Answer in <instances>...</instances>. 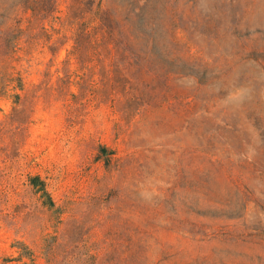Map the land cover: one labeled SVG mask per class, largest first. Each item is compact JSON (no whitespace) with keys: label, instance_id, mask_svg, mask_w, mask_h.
I'll use <instances>...</instances> for the list:
<instances>
[{"label":"rangeland","instance_id":"1","mask_svg":"<svg viewBox=\"0 0 264 264\" xmlns=\"http://www.w3.org/2000/svg\"><path fill=\"white\" fill-rule=\"evenodd\" d=\"M19 23L0 264H264V0H0V65Z\"/></svg>","mask_w":264,"mask_h":264},{"label":"trees","instance_id":"2","mask_svg":"<svg viewBox=\"0 0 264 264\" xmlns=\"http://www.w3.org/2000/svg\"><path fill=\"white\" fill-rule=\"evenodd\" d=\"M98 12V10H97ZM82 20L85 22L84 23V27L80 28V37H84V38H90V41H92L91 43L97 46L102 45L101 43H103V35H104V25H102V22L99 19V22L94 25V26H90L88 22H93L94 18L92 20H89V17L87 18L86 16L84 18H82ZM42 30H47L46 27L44 26V24H42L41 26ZM95 30H99L100 33V37H99V33L95 32ZM22 31V28L20 26V23L18 24V26H16L14 29H12V32H14L12 35H10V37H8V35H3L2 39L4 41L5 47H6V51L2 54L4 57V60L1 62L0 65V75L1 77H3V79L7 80L10 79V81L7 82V84H9L10 82H14L16 81L18 83L19 86H21V77H20V67H21V61H22V54H26V50H24V48L21 47L20 45V35L18 34L19 32ZM0 32H2V26L0 25ZM13 35H16L13 37ZM11 37H13L12 42L9 40ZM16 86V85H15ZM131 88V87H130ZM129 86H127V88H125V90L123 92H119L116 88H114L113 91V96L118 95V93H122V96L126 95L128 92ZM130 90V89H129ZM11 95H13V97H17L18 93H12ZM31 182L34 185H40L41 189L43 192L47 193L43 183L41 181H39L38 176H34L31 178Z\"/></svg>","mask_w":264,"mask_h":264}]
</instances>
